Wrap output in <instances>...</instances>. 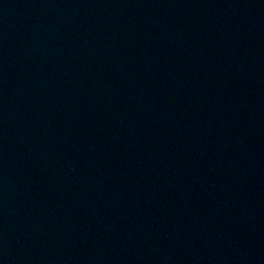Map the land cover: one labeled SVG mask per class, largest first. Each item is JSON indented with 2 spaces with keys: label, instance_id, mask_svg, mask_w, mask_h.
<instances>
[{
  "label": "water",
  "instance_id": "95a60500",
  "mask_svg": "<svg viewBox=\"0 0 264 264\" xmlns=\"http://www.w3.org/2000/svg\"><path fill=\"white\" fill-rule=\"evenodd\" d=\"M0 264H264V0H0Z\"/></svg>",
  "mask_w": 264,
  "mask_h": 264
}]
</instances>
